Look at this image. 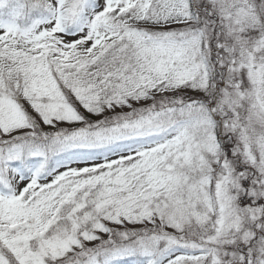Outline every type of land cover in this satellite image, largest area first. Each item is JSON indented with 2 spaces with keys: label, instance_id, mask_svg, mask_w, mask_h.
Wrapping results in <instances>:
<instances>
[{
  "label": "snow or ice",
  "instance_id": "1",
  "mask_svg": "<svg viewBox=\"0 0 264 264\" xmlns=\"http://www.w3.org/2000/svg\"><path fill=\"white\" fill-rule=\"evenodd\" d=\"M0 264H264V0H0Z\"/></svg>",
  "mask_w": 264,
  "mask_h": 264
}]
</instances>
